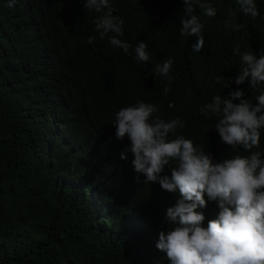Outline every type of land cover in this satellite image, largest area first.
<instances>
[{"label":"trees","instance_id":"obj_1","mask_svg":"<svg viewBox=\"0 0 264 264\" xmlns=\"http://www.w3.org/2000/svg\"><path fill=\"white\" fill-rule=\"evenodd\" d=\"M199 2L217 14L193 4L204 25L195 52L198 37L180 32L183 0H109L124 22L117 38L131 45L125 53L110 43L115 33L96 31L107 10L88 11L85 0H0V264H170L156 245L179 195L135 172L130 141L115 136L116 114L154 104L161 119L184 123L170 138L184 136L222 162L251 153L225 144L219 118L201 110L216 95L243 90L255 104L264 94V84L235 83L243 65L233 51H264V0H255L256 18L236 0ZM139 42L146 64L136 59ZM169 58L171 81L154 71ZM252 151L264 153V130ZM205 199L198 210L207 227L219 201Z\"/></svg>","mask_w":264,"mask_h":264},{"label":"clouds","instance_id":"obj_2","mask_svg":"<svg viewBox=\"0 0 264 264\" xmlns=\"http://www.w3.org/2000/svg\"><path fill=\"white\" fill-rule=\"evenodd\" d=\"M183 2L188 18L181 20V35L198 37L192 49L200 52L204 47V25L193 14V4L207 17H214L217 10L199 0ZM236 3L244 15L259 16L255 0H236ZM85 7L88 11L107 10L97 21L96 31L101 38L109 32L115 33L109 38L110 43L127 53L131 45L117 38L123 35L124 22L113 15L109 0H85ZM226 26L235 31L242 28L239 24ZM95 39L89 37L88 42ZM147 47L145 42H139L135 48L136 59L145 64L150 59ZM233 51L241 56L243 65L235 83L243 85L247 81L253 89L264 84V51L259 58L251 51L241 54L239 45ZM172 65L173 60L169 58L157 64L154 71L171 81ZM219 80L218 77L217 82ZM163 91L167 94L170 88ZM255 100L254 104L245 98L243 90H237L227 98L216 95L212 103L201 110L219 118L215 129L225 144L251 153L235 155L222 162L214 161L210 154L184 136L170 138L184 123L180 119L167 122L161 119L154 104L139 101L116 114L115 136L130 141L127 151L134 156L135 172L142 174L145 182L159 183L163 190L179 195L165 214L172 227L159 233L156 245L166 253L170 264H264V153L252 151L259 149L261 130H264V94ZM121 159L126 156L122 154ZM166 167L170 175H162ZM205 194L219 201L218 215L208 221L207 227L203 226L205 215L198 210L207 206Z\"/></svg>","mask_w":264,"mask_h":264}]
</instances>
